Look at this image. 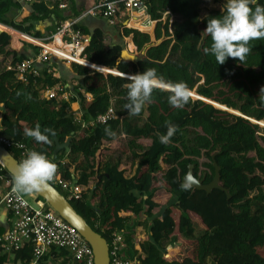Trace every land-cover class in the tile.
I'll use <instances>...</instances> for the list:
<instances>
[{"label":"trees","instance_id":"16d2710c","mask_svg":"<svg viewBox=\"0 0 264 264\" xmlns=\"http://www.w3.org/2000/svg\"><path fill=\"white\" fill-rule=\"evenodd\" d=\"M95 2L92 0L89 4ZM144 4L150 20L157 22L155 42L143 33L152 32L153 22L145 26L142 21L132 19L129 27L142 32L124 28L120 36L131 37L141 59L138 63L124 60L117 63L124 49L121 38L117 41L109 38L112 41L109 43L99 29L91 33L84 58L80 57L81 51L76 59L57 48L58 57L66 60L63 65L78 79L69 99L80 106L77 120L67 112V102L41 97L46 89L64 86L57 73H48L47 68L41 67L38 76H29L27 83H23L14 70L8 69L29 58L30 53L28 48L19 53L12 50L11 37L2 33L0 136L45 154L57 165V176L87 187V193L78 200L71 199L70 204L109 246L115 233L125 234V258L137 257L138 264H207L210 259L213 264H264V129L250 121L264 123V93H260L264 87V39L250 42L251 51L243 63L230 57L219 65L214 56L204 51L212 43L205 29L207 21L222 15L223 10L210 11L200 18L195 0H144ZM256 4L264 5V0H253L252 6ZM31 8L29 17L12 20L10 15L18 9V4L0 0V25L32 38L41 37L38 31H32L39 20L49 17L53 11L39 4ZM166 11L177 19L162 22ZM0 29L8 32L1 26ZM82 32L87 33L83 29ZM18 37L43 47L42 43L22 35ZM133 45L128 47L131 52ZM8 58L10 63L6 64ZM49 62L55 66L51 59ZM149 68H155L163 77L161 88L153 91L139 115H130L125 104L131 81L116 75L128 77ZM176 82L186 83L190 91L243 117L192 99L197 98L194 92L183 108L173 107L169 103L168 84ZM17 92L21 94L18 96ZM114 100L117 110L112 105ZM111 106L114 119L83 126L105 115ZM143 117L142 125L133 122ZM169 121L178 130L169 143L162 144L159 135L166 133L165 125ZM36 124L42 130L47 127L55 132V136L49 134V143H38L25 135L24 130ZM106 128L114 134L120 133L126 140L121 154L130 153L136 159L129 177L121 169V160L115 163L106 160L108 150L103 143L113 137L106 134ZM69 138L68 152L62 149L54 157L55 141L65 144ZM7 150L19 160L18 150ZM73 156H82L84 162L75 168L78 177L62 163L64 158ZM202 157L208 160L203 164L208 172L199 177L198 160ZM213 163L219 168L220 185L229 191L230 199L220 190L207 195L181 187L190 165L197 179L210 183L215 174ZM0 177L14 184V178L1 165ZM53 187L67 198L60 188ZM145 221L147 239L137 242L136 228ZM196 230L202 231V235L196 236ZM3 232L0 224V235ZM173 239L178 245L162 246ZM52 257L71 258L66 250H52L36 264H45ZM32 261L30 245L0 256V264H31Z\"/></svg>","mask_w":264,"mask_h":264},{"label":"built area","instance_id":"2783aa9c","mask_svg":"<svg viewBox=\"0 0 264 264\" xmlns=\"http://www.w3.org/2000/svg\"><path fill=\"white\" fill-rule=\"evenodd\" d=\"M22 2L24 5L29 6L34 4L43 5L51 11L59 12H66L71 6V0H22ZM122 14H127L128 22L132 19L141 21L146 16L148 17L146 21H151L146 12L144 0H98L76 16L57 21L55 31L51 34L33 38L46 44L59 39L61 44L74 46V52L80 49V57L83 58V53L89 40L80 29L79 25L82 21L89 17L102 18L112 26L116 24L118 17ZM167 19H169L170 23L173 20V16L168 11L163 14L161 21L165 22ZM151 22L154 25L157 23ZM6 33L11 37L12 42V35L9 32ZM21 43L24 46L25 44L32 45L36 51L15 68L9 67L8 69L16 72V77L19 81L27 83L29 76L35 77L39 75L40 71L36 65L47 64V61L55 55L34 43L24 41ZM48 65V67L44 65L47 68V72L56 75L55 69L50 67V64ZM61 88L57 86L52 89H46L42 92L41 97L46 100H58ZM86 99L90 100V97ZM114 118L115 113L111 108L105 115L99 116L95 122L84 124L83 126H93L95 123L104 124ZM75 119L77 120L78 118L75 117ZM0 145L6 149L14 148L18 150L20 152L19 164L26 154L32 151L24 143L15 142L2 136H0ZM48 183L52 186H57L65 192L69 201L71 199H80L88 190L87 187L77 185L75 181L64 180L62 177L57 176L56 173L54 178ZM33 194L34 200L29 201L21 192L15 190L14 184L10 185L9 180L5 177H0V205L11 215L9 230L0 235V255H9L21 250L25 245H30L33 254L31 264H36L40 259L48 256L52 250H66L76 264H93L92 250L77 230L55 213L43 199L35 193ZM124 236L125 234L119 233L113 235L111 245H108L110 264H138L137 257L132 259L125 258L126 245ZM146 239L147 236L144 239L136 238V241L142 243Z\"/></svg>","mask_w":264,"mask_h":264},{"label":"clouds","instance_id":"9594fccd","mask_svg":"<svg viewBox=\"0 0 264 264\" xmlns=\"http://www.w3.org/2000/svg\"><path fill=\"white\" fill-rule=\"evenodd\" d=\"M253 0H227L223 14L212 17L207 21L205 31L211 36L210 48H205L206 54L215 57L219 65H223L228 58H238L243 63L251 51L250 42L264 39V5L252 6ZM131 82L128 85V103L125 109L130 115H139L146 102L152 98L153 91L162 83L163 77L158 75L155 68H149L142 73L131 74L127 77ZM171 91L169 103L175 108H183L188 103L192 93L184 82L169 83ZM260 93H264V87ZM21 93L17 92L19 96ZM31 98L30 95L28 97ZM167 131L159 135L162 144L169 143L178 130V126L166 122ZM25 135L34 138L36 142L49 143V134L55 132L40 124L25 130ZM106 134L114 133L105 129ZM57 171V165L45 154L32 150L21 160L18 173L14 176L15 190L24 194L39 192L48 185ZM184 190H189L192 185L186 178L181 185Z\"/></svg>","mask_w":264,"mask_h":264},{"label":"water","instance_id":"95a60500","mask_svg":"<svg viewBox=\"0 0 264 264\" xmlns=\"http://www.w3.org/2000/svg\"><path fill=\"white\" fill-rule=\"evenodd\" d=\"M2 33H5V32L0 30V35ZM10 47L12 50L19 53L24 48V45L23 43H21V46L19 48H16L13 46L12 42H10ZM52 60L55 64H59V65H61L63 62L62 60L58 59L55 56L52 57ZM123 60L133 62V63H138L139 61H141V59L137 56V54L129 52L127 48L121 51L120 57L117 59V63ZM108 74H112V73L108 72ZM116 76L127 78V76H124L121 74L116 75ZM158 88H161V87L158 86ZM197 96L198 98L196 100H200L205 103L211 104L215 108L220 106L218 109L227 111L234 115L242 116L237 111H234L232 109H230L231 111H229V108L225 106H222L218 103L205 99L199 96L198 94ZM215 105H218V106H215ZM70 139L71 138H69L65 144H59L57 140L55 141V150L53 152L54 157L62 149H66V151L68 152ZM0 165L14 178V176L18 173L20 164L18 163V160H16L6 148L0 145ZM213 166H214L215 174H214V178L212 179L210 183L204 184L203 179H197L194 176L193 165H190L188 167V173L183 177L182 182L184 183L187 178L188 182L191 183L192 185L191 188L193 190L203 191L207 195H209L213 190H220L226 194L227 199H230L231 196L229 194V191L220 185V176H219L218 166L215 163H213ZM33 193H35L38 197L43 199L55 213H57L65 222H67L69 225H71L77 230V232L81 235V237L86 241V243L90 246L92 250L93 264H110L109 247H108L106 240L102 238V236L99 235L93 228H91L88 225V223L85 221V219L75 211V209L72 207V205L70 204L67 198H65L62 194H60L49 183L46 187L42 188V190H40L39 192H33Z\"/></svg>","mask_w":264,"mask_h":264},{"label":"crops","instance_id":"0c3cea01","mask_svg":"<svg viewBox=\"0 0 264 264\" xmlns=\"http://www.w3.org/2000/svg\"><path fill=\"white\" fill-rule=\"evenodd\" d=\"M14 3L18 4V9H16V11L13 12L12 15H10V18L12 20H18L19 18H27L30 16L31 14V6L29 5H24L22 0H12ZM92 0H71V6L69 8L68 11L66 12H59V11H53L52 14H50L49 17L47 18H44L42 20H39L37 22V25L35 26V31H32V32H39L41 34V37H44V36H47L49 34H51L52 32L55 31V26H56V22L59 21L60 19H70L72 18L73 16H76L77 14H79L81 11L85 10L86 8H88L89 6H91L89 3H91ZM95 1H98V0H95ZM206 16V15H205ZM204 16V17H205ZM133 17H135V15H133ZM147 17V16H146ZM92 19H96V18H89V19H84L82 21V23L79 25L80 26V29L82 31L83 30H86L87 33H84V35H86V37L88 38V40L90 41L91 39V33H93L95 30L99 29L101 31L104 32L105 34V37L107 39L109 38H112L113 41H116L118 39H120L121 37V34H122V31L124 28H131L129 27L128 25V16L127 14H122L118 17V20L116 22L115 25H109L107 23V21H104L106 22L105 25L103 24V28H100L97 24H95L93 22ZM102 19V18H100ZM148 19V17H147ZM98 20V19H96ZM145 18H143V20H141L143 22V24L145 26H150V22L148 21H144ZM85 21H87L85 23ZM101 22V21H100ZM154 23H153V29H152V33H148V32H143V33H146L148 34L151 39L152 37L154 36ZM135 29V28H133ZM136 30V29H135ZM138 30V29H137ZM140 31V30H138ZM142 32V31H141ZM25 42V41H24ZM121 42L123 43L122 45L125 47V48H128L130 45H133V42L131 40V37L129 38H125V37H122L121 38ZM134 46V45H133ZM30 47H33L32 45L30 44H25L24 46V50L25 48H28V52L30 53V56L32 54H34L35 51L31 52V48ZM34 48V47H33ZM54 52L53 54L61 60V58L58 57V54L60 53L58 49L62 50L60 47H54ZM58 54H57V52ZM134 50L136 53V48L134 46ZM84 58V56H83ZM52 60V58H51ZM53 61V60H52ZM54 63V62H53ZM50 64L52 68L55 69L57 75L59 77L62 78V80L64 81V86L61 88V93H59V97H58V100L61 99L65 102H67L68 106H67V112L69 114H73L74 116L77 117L78 114H80V106L77 102H69V99L73 96V93H72V89L74 86H77L78 84V79L73 76L72 74H70L67 70V68H63L61 65H57V68H55V66H52V64L49 62L47 64H44L46 67H48ZM63 64V62H62ZM77 64V63H76ZM43 64H37L36 67H38L37 69L39 68H43L45 67ZM55 65V63H54ZM86 67V66H85ZM76 107V108H74ZM111 108L113 109V107L111 106ZM3 116V111L0 109V120ZM66 163V161H64V164ZM78 174L76 172V176L78 177ZM26 198H28L29 201H33L34 200V194L31 193V194H24L22 193ZM0 224L1 226L4 228V232L1 234L3 235L4 233H6L10 226H11V215L9 212H7L4 207L2 205H0ZM0 256H8L7 254H1ZM56 259H61V257H58Z\"/></svg>","mask_w":264,"mask_h":264},{"label":"rangeland","instance_id":"374dc122","mask_svg":"<svg viewBox=\"0 0 264 264\" xmlns=\"http://www.w3.org/2000/svg\"><path fill=\"white\" fill-rule=\"evenodd\" d=\"M226 3H227V0H195V5L197 6V8L199 10L200 18H204V16L207 15L210 11H214V10L222 11L223 8L226 6ZM89 18H91V17H89ZM89 18H86V19H89ZM96 19H98V20H96ZM96 19H92L93 22L95 24H97L100 28H103V24L105 25L106 22L100 18H96ZM176 19L177 18H175V17L173 18V20H176ZM86 22L87 21H85V23ZM155 27H156V24L154 26V29H155ZM130 29H133V28H130ZM151 40L153 42H155L154 36L152 37ZM111 42L112 41L110 40L109 43H111ZM159 42L160 41H158L157 43H159ZM30 48H31V50H30L31 52L36 51L35 47L34 48L30 47ZM124 49H125V47H124ZM134 52H135V50L133 51V53ZM135 54H137V53H135ZM0 59H1V56H0ZM9 63H10V58H8L6 61V64H9ZM57 65H59V64H55L56 68H57ZM61 66L63 68H65V66L63 64H61ZM165 90H167V89H165ZM192 92H194L197 96V93L195 91H192ZM197 98H198V96H197ZM197 98L195 97L192 99L196 100ZM59 101H62V100L59 99ZM112 105H113L114 109H116V110L118 109L115 100L112 102ZM216 108L218 109L219 107H216ZM133 122L137 123L138 125H142L145 122V118L143 117L140 120L134 119ZM252 122L254 124L259 125L260 128L264 129V123L262 125L261 123H258V122H254V121H252ZM144 143L147 144V141H144ZM103 146L108 150V156L106 158V160L108 162L115 163L117 160H121L122 161L121 169L126 172L128 177L133 174V171H134V168L136 165V159L133 158V156L130 153L127 155L121 154L122 150L126 147V140L121 136L120 133H118V132L115 133L112 137V140L104 142ZM64 161H66V163L64 165L66 167H68L74 173H75V168L77 166L84 165L82 156H73L70 159L64 158L62 163H64ZM198 161L200 163V169H199L198 176L201 177L205 173L208 172V170L203 166V164L208 163V160L206 158L202 157ZM75 175H76V173H75ZM263 191H264V188H263ZM176 196L177 195H174V198H176ZM173 201H171L170 205H172L174 203ZM147 227H148V223L146 221L142 222L141 227L136 229L135 237L138 239H144L147 236ZM201 235H202V231L196 230V236H201ZM175 245H178V241L176 239H173L169 242L162 244V246L165 248L170 247V246H175ZM45 264H76V263L74 262V260H72V258L61 257V259H56V258L52 257V258H48V260ZM207 264H213V261L210 259V260H208Z\"/></svg>","mask_w":264,"mask_h":264},{"label":"bare ground","instance_id":"6f19581e","mask_svg":"<svg viewBox=\"0 0 264 264\" xmlns=\"http://www.w3.org/2000/svg\"><path fill=\"white\" fill-rule=\"evenodd\" d=\"M131 21V20H130ZM129 23V22H128ZM1 27L5 28L11 35H12V44L14 47L16 48H19L21 46V42L22 40L19 39V35H22L30 40H34L36 43H42L43 44V47L45 49H47L48 51H50L51 53L54 52V47H60L62 50H66L71 56L72 58H76V59H79V52H80V49H78L77 51H73L74 49V46H70V45H66V44H61L59 39H57L55 42H50V43H43L41 41H39L38 39H33L32 37H29L28 35L26 34H21V33H18V32H15L13 31L12 29L10 28H7L3 25H0ZM1 30V29H0ZM3 31V30H2ZM127 50L129 52H131L128 48ZM133 53V52H132ZM75 61V60H74Z\"/></svg>","mask_w":264,"mask_h":264}]
</instances>
